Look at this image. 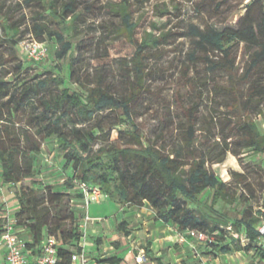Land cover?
Instances as JSON below:
<instances>
[{
    "label": "trees",
    "instance_id": "1",
    "mask_svg": "<svg viewBox=\"0 0 264 264\" xmlns=\"http://www.w3.org/2000/svg\"><path fill=\"white\" fill-rule=\"evenodd\" d=\"M25 1L39 4L47 10V14H42L31 24V33L44 42L49 25H60L54 34H50L56 36L60 45L56 58L59 61L70 58L73 42L67 36L81 17L78 13L80 0ZM134 2L120 0L113 8L121 17L124 31L129 36L137 27L133 21ZM245 10L237 27L222 30L194 27L192 30L198 45L207 55L211 52L218 54L215 59L207 58L210 69L224 70L232 76L228 87L231 95L228 107L236 112L234 115L239 119L234 125L231 121L228 124L231 130L234 129L233 134L221 135L218 145L223 141L225 149L218 155L213 153V149L198 151V130L194 123L186 129L182 143L163 141L157 144L146 143L134 123L133 128L119 130V140L113 141L112 132L119 124L107 128L97 120V115L106 110H122L131 119L130 103L138 97L146 76L143 49L147 40L137 47L134 55L137 86L127 97L118 98L100 82L86 84L79 76L76 78L75 58L69 60L68 78L62 74L60 67L45 69L42 74H25L29 68L17 51L20 28L13 17L3 16L0 10L4 31L0 36L1 46H6L9 52L7 56L0 54L1 180L6 185H18L16 227L22 230V235H26L29 248L40 247L49 236L56 237L58 264H71L72 255L82 249V212L73 206V200L81 198L82 193L78 191L72 196L68 190H58L54 184L45 185L35 180L42 145L52 139L64 155L65 167L73 170V176L69 178L70 186H75V180L84 181L100 187L115 201L138 207L148 203L158 220L177 227L180 233L188 230H199L209 235L216 233L215 240L206 244L210 248L218 245L226 254L235 249L264 257V244H256L264 240V233L260 231V226L264 225V205L255 213L251 208L245 210L241 218L234 222L236 233L246 236V243L222 227L223 223H228L227 220L189 207V203L197 202L208 189L214 190L213 204L220 200L230 202L233 198L230 183L221 179L209 163H223L229 152L240 161L242 154L247 152L264 157V133L253 118V114L260 115L264 110V0H253ZM238 43H244L248 61L241 76L236 78L234 47ZM258 72L260 78H257ZM72 78L86 95L67 85L68 79ZM242 84L247 85L246 90L242 89ZM186 116L192 119V107L187 108ZM165 131V127L160 128L161 135ZM231 138L237 139L239 150L228 142ZM262 171L264 182V162ZM231 176L241 182L245 179L244 173L235 171L231 172ZM27 179H32V182L25 184ZM249 192L253 194L251 188ZM245 199L248 200L246 196ZM6 221L4 214L0 213V236ZM118 230L126 236L131 235L125 222L118 225ZM231 242H235L234 248ZM145 252L147 261L152 264H170L156 256L150 247ZM95 260L100 264H124L120 255H98Z\"/></svg>",
    "mask_w": 264,
    "mask_h": 264
},
{
    "label": "rangeland",
    "instance_id": "2",
    "mask_svg": "<svg viewBox=\"0 0 264 264\" xmlns=\"http://www.w3.org/2000/svg\"><path fill=\"white\" fill-rule=\"evenodd\" d=\"M119 1L80 0L78 13L81 17L67 36L73 42L70 58L76 60V78L79 76L86 84L100 82L118 98L127 97L134 86H137L134 55L137 47L148 41L143 49L146 54L143 61L146 76L138 97L130 103L131 119L122 110H106L97 115V120L107 128L112 124H119L112 132L113 141L119 140V130L133 128L134 123L146 143L157 144L163 141L170 144L182 143L186 129L194 123L198 130V151L213 149L214 154H222L225 143L222 141L218 145L221 135L233 134L235 131L228 124L231 121V125H234L239 119L234 115L236 112L228 107L231 102L228 87L232 76L224 70L210 69L207 58L215 59L218 54L211 52L207 55L198 45L192 30L194 27L202 30L237 27L246 6L253 0H135L133 21L137 23V27L132 36L124 31L122 19L113 9ZM0 10L3 16L13 17L20 28L17 51L19 58L29 68L25 74L32 76L42 74L45 69L60 67L62 74L67 77L70 58L57 60L56 50L60 45L56 36L50 35L60 25H49L44 42L39 41L30 31L31 24L42 14H47V10L25 0H0ZM3 34L0 23V36ZM159 40L161 43L157 44L156 41ZM1 43L2 41L0 54L7 56L8 48L1 46ZM34 43H43L47 49L40 61L29 56L28 46ZM234 52L237 56L235 77L238 78L247 65L248 54L244 43L236 44ZM73 78L68 79L67 85L86 95ZM257 78H260L259 72ZM241 87L246 90L247 85L242 84ZM189 107H192L193 113L191 120L186 116ZM253 118L264 133V110L260 115L253 114ZM161 127L166 128L164 135L160 134ZM228 142H232L233 148L240 149L237 139L231 138ZM98 147L99 145L95 148ZM38 160L35 180L45 185L54 184L58 190H68L72 196L77 194V187L69 184L73 170L65 167L64 155L54 140L48 139L43 143ZM263 162L264 157L253 152L243 153L241 161L229 152L223 163H209V167L221 179L230 183L233 198L230 202L220 200L213 204L214 190L208 189L197 202L189 203V207L227 220L228 223H223L222 227L231 234H237L234 222L241 218L243 212L251 208L255 213L264 205ZM232 171L244 173V181L233 179ZM31 182L32 179H27L24 183ZM1 184L6 186L2 181ZM9 188L8 190L15 192L18 185ZM249 188L253 194H250ZM7 211L6 203L0 199V213L6 215ZM89 215L103 221L89 223L83 243L87 247H90L92 241L105 244L108 248L105 257L120 255L124 264H137L135 256L142 249L146 251L147 247L170 264H238L245 257L235 249L226 254L221 246L210 248L204 242L189 237L182 241L177 227L158 220L148 203L142 207L127 205L104 194L99 202L90 203ZM123 222L127 224L130 236L118 230V225ZM260 227L261 230L264 229V226ZM230 233L229 236L232 237ZM231 244L234 248L235 242ZM256 244H264V240ZM130 249L132 251L129 252ZM246 255H250V252H246ZM2 259L3 250L0 249V264ZM143 264L152 263L146 261Z\"/></svg>",
    "mask_w": 264,
    "mask_h": 264
},
{
    "label": "built area",
    "instance_id": "3",
    "mask_svg": "<svg viewBox=\"0 0 264 264\" xmlns=\"http://www.w3.org/2000/svg\"><path fill=\"white\" fill-rule=\"evenodd\" d=\"M30 57H33L37 61H40L46 54V48L44 44L34 43L28 46ZM78 191L82 193V197L73 200V206L82 212V220L80 229L83 232V238L81 242L82 249L75 252L72 255L71 264H96L86 250V245L83 243V239L87 237V229L89 223L94 221H103L101 218L98 220L91 218L89 215V205L92 202H99L104 195L100 187L88 184L84 181H74ZM7 219L3 233L0 236V249L5 251V264H58V240L54 236L47 237L40 247L29 248L28 240L24 237L21 229L16 227V217L11 218L9 215H4ZM264 226V225H262ZM231 229V228H229ZM260 231L264 233V229ZM213 235H209L199 230H188L185 233L179 234L181 240L189 237L205 244L213 242L215 240ZM235 238L241 237V241L246 243L247 238L244 235L232 234ZM137 264H143L147 261L146 252L142 249L138 255L135 256ZM256 264H264V257L259 256L256 258Z\"/></svg>",
    "mask_w": 264,
    "mask_h": 264
},
{
    "label": "crops",
    "instance_id": "4",
    "mask_svg": "<svg viewBox=\"0 0 264 264\" xmlns=\"http://www.w3.org/2000/svg\"><path fill=\"white\" fill-rule=\"evenodd\" d=\"M1 181L2 180H1V170H0V199L2 201H4L7 205L8 211H7L6 215H9V217H11V218H15V214L19 210L18 199H17V195H16L17 190L15 192L12 190H8V189H10L9 187H12L13 185L3 186L1 184ZM24 237H26V235ZM90 244H91L90 247L86 246L85 248H86L89 256L91 258H93V260L96 262V264H100V263H98L97 260H95V256L102 255L104 257L105 253L108 251L107 250L108 248L105 246V244L98 245L97 243H95L93 241ZM110 248H113V246L110 245ZM130 251H132V250L130 249L129 252ZM237 253L240 255H242V254L245 255L243 260L239 261L238 264H256L255 260L257 257H259V255H256L255 252H250V255H248V256L246 255V252H243V251H237ZM1 264H5V251L4 250H3V259H2ZM204 264H212V263L206 262Z\"/></svg>",
    "mask_w": 264,
    "mask_h": 264
}]
</instances>
